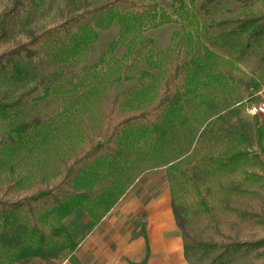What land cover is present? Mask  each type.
<instances>
[{"label": "rangeland", "instance_id": "obj_1", "mask_svg": "<svg viewBox=\"0 0 264 264\" xmlns=\"http://www.w3.org/2000/svg\"><path fill=\"white\" fill-rule=\"evenodd\" d=\"M114 1L155 12H110L77 35L86 13ZM171 1L0 0V57L20 47L34 55L0 74V104L24 101L0 124V202L54 188L97 149L72 173L59 204L103 188L124 196L140 186L144 204L164 192L185 264H264V177L256 162L264 118L245 115L264 106V32L254 38L242 26L264 15V0H178L180 12ZM68 22L75 26L41 40ZM21 125L24 138L7 143V130ZM49 210L34 209V219ZM15 243L37 248L35 239ZM202 245L215 249H195ZM6 249L0 264L12 261Z\"/></svg>", "mask_w": 264, "mask_h": 264}, {"label": "trees", "instance_id": "obj_2", "mask_svg": "<svg viewBox=\"0 0 264 264\" xmlns=\"http://www.w3.org/2000/svg\"><path fill=\"white\" fill-rule=\"evenodd\" d=\"M171 7L174 10L180 12L182 6L178 0L171 1ZM118 10H124L127 12H139L141 16L146 18H152L155 12L154 7H134L133 5L126 3H119L117 1L111 4L100 7L96 10L90 11L85 14L84 20L81 26L76 30L77 35L82 34L88 28V21L96 19L104 14L115 12ZM75 26V23L68 22L59 27L52 29L49 32L44 33L41 36L43 42L48 43L51 39L59 34H64ZM243 29L251 28L252 37H261L264 32V15L258 16L255 19L245 21L242 23ZM242 30V29H241ZM33 53L28 51V47L17 48L0 57V74L7 67L13 66L14 60L24 59L30 61L33 58ZM231 80V79H230ZM47 99V95L43 94L42 98L37 100L38 103L44 102ZM24 106L22 97L15 99L8 105L0 104V124H6L10 115L16 114V112ZM149 115L144 117H138L126 122V124L141 123L144 119H147ZM27 128L23 125L15 130H7V143L18 145L19 142L26 135ZM243 144H246V139L243 135L237 136ZM259 133L255 132V141H259ZM6 143V144H7ZM5 147V144L0 146L1 149ZM258 147V144H257ZM259 149V147H258ZM98 154L97 149H90L78 160L72 163L65 170L64 181L54 188L42 193H36L30 198L24 199L20 202H0V247L9 248L12 255L5 256V260L9 258L12 260L10 264H29L32 261H37L40 264L49 263H63L70 260V256L74 251V246L71 245L67 236L61 228V223L65 220L71 211H81L88 220H100L110 209L111 206L120 198V194L113 189L103 188L97 192H91L72 197V203L59 204L58 198L63 195L64 189L68 185V180L72 173L79 167L92 160ZM261 160H257L258 167L264 177V155L259 151ZM48 206L50 210L38 219H34V209ZM23 213L25 215L24 220L18 221L14 218L16 214ZM170 214L176 231L181 234V227L177 225L174 214L170 208ZM35 239L37 248L34 251L26 252L16 247V239ZM256 245H240L233 247L234 249L249 250L256 248ZM196 250L199 251H211L215 249L213 246H196ZM8 250V249H6ZM227 249L221 248L220 251L225 252ZM19 252V253H18ZM9 259V260H10ZM143 264V263H142Z\"/></svg>", "mask_w": 264, "mask_h": 264}, {"label": "crops", "instance_id": "obj_3", "mask_svg": "<svg viewBox=\"0 0 264 264\" xmlns=\"http://www.w3.org/2000/svg\"><path fill=\"white\" fill-rule=\"evenodd\" d=\"M142 190L130 188L98 221L71 211L61 228L74 251L60 264H185L168 197L160 192L144 204Z\"/></svg>", "mask_w": 264, "mask_h": 264}, {"label": "built area", "instance_id": "obj_4", "mask_svg": "<svg viewBox=\"0 0 264 264\" xmlns=\"http://www.w3.org/2000/svg\"><path fill=\"white\" fill-rule=\"evenodd\" d=\"M245 115L249 118V119H254L257 117H262L264 118V106L263 105H257V106H252V107H248L245 110Z\"/></svg>", "mask_w": 264, "mask_h": 264}]
</instances>
